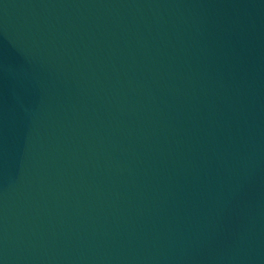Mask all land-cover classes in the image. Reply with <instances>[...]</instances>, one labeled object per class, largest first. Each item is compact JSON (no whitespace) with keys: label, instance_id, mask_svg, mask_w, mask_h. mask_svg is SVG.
<instances>
[{"label":"water","instance_id":"95a60500","mask_svg":"<svg viewBox=\"0 0 264 264\" xmlns=\"http://www.w3.org/2000/svg\"><path fill=\"white\" fill-rule=\"evenodd\" d=\"M0 264H264V0H0Z\"/></svg>","mask_w":264,"mask_h":264}]
</instances>
